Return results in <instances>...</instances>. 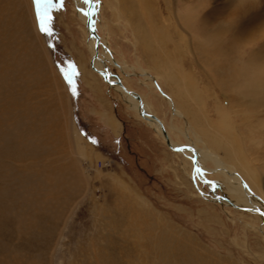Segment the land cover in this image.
Wrapping results in <instances>:
<instances>
[{
    "label": "rangeland",
    "instance_id": "rangeland-1",
    "mask_svg": "<svg viewBox=\"0 0 264 264\" xmlns=\"http://www.w3.org/2000/svg\"><path fill=\"white\" fill-rule=\"evenodd\" d=\"M75 1L41 0L38 7L36 0H0V264H264L261 217L222 205L207 184L198 190L188 175L191 161L188 168L95 72L91 36ZM203 1L214 14L211 24L227 26L235 0ZM135 2L99 0L97 32L108 31L113 59L174 79L158 85L194 97L196 103L188 102L204 125L221 124L218 108L229 115L234 149L209 146L214 137L202 149L234 171L247 160L255 179L248 188L264 198V111L247 106L255 99L250 90L264 99V82L223 90L216 73L223 54L214 45L226 41L225 52L254 58L242 70L263 73L264 0H254L247 22L215 38H202L195 26L189 34L175 28L163 0ZM45 12L51 35L41 30ZM107 65L134 95L153 100L159 115L153 113L172 122L162 96L149 95L135 73L126 78ZM82 67L97 76L98 88ZM104 112L112 115L105 119ZM107 118L117 119L121 131ZM85 147L88 157H77ZM216 194L228 192L221 186Z\"/></svg>",
    "mask_w": 264,
    "mask_h": 264
},
{
    "label": "bare ground",
    "instance_id": "bare-ground-1",
    "mask_svg": "<svg viewBox=\"0 0 264 264\" xmlns=\"http://www.w3.org/2000/svg\"><path fill=\"white\" fill-rule=\"evenodd\" d=\"M141 1L142 3H144V0H136L138 4ZM255 1L258 2V0ZM75 2L77 3L79 9L78 16L84 22V24L87 25L88 20L89 19L92 20V23L90 25L91 27L88 28L89 35L91 36L89 40V48L92 57L94 58L95 72L98 73L99 77L102 78L108 85L111 84L112 88L118 91L123 96L124 100L126 99L125 103L128 105L129 109L133 111L135 114H137L139 118L145 121L147 126L153 129L155 131V134H157L158 137L163 139V141L167 143L169 147L177 151L176 154L185 157V159L187 160L188 168H189V160L191 161L192 166H190V173H188V175H190L189 177H192L196 180L195 184L198 190L202 191L201 184H203V186L207 184L212 187L213 196H215L218 202L221 203L222 205L230 206L241 211L252 213L254 215H259L261 219L264 221V198L256 196V194H253V192L248 188V185L253 184L254 186L255 183V179L252 175L253 172H252L251 164L248 163L247 160L245 161L247 164H239L240 162H236L237 158L234 159L226 158L231 163L236 164V166L237 164L240 165L241 167L240 170L237 167V171H234L229 169L225 164H222V162L216 156L212 155L211 153H207V152L205 153V151L202 149V147L205 144L204 140L205 139L207 140L208 137H214L212 138L211 141H208V145L216 148L217 150L226 147L229 149H234L233 145L229 146L231 131L230 128L228 127V119L230 116L229 115L225 116V114L221 113L220 109L218 108L217 113L222 118L221 124L217 125L218 127H216V129L213 126L207 124L204 125L203 122H201L200 120L199 113L197 112L198 110L195 108L196 106L193 107V105H191L188 102V100L190 99L194 103H196V99H194V97L189 96V93L188 96L185 93H184L185 95L176 94L173 89H171L172 94H170L168 92H165L166 89L163 90L159 86L161 83L158 85V82L160 80H162V83L163 81L166 83L168 80L169 82L172 81V84H174L175 83L174 79L166 78L159 74L153 75L147 69L142 68L137 64L131 65L129 63H126L123 58L119 60L117 59L118 61L116 62V60L113 59L115 58V56L111 54L113 49L110 46L108 31H105V33H103L102 36H100L99 33L97 32V24L99 20V17L97 16V8H98L99 0H88V1L76 0ZM253 3H255L254 0H235V2H233L229 6L230 8L228 9L231 10L230 17L228 20V25L223 26L222 28L219 25H216L217 23L211 24L213 20L212 17H214V14L211 12V10L207 11L209 6L203 0H201L200 2H196V1L189 2V0H175L174 3L171 2L170 0H163V3L161 5L164 9V12L171 13L170 20L178 24L175 26V28L178 29L180 28L189 34V28L191 27V29L193 30V26H195L198 29L200 35H202V38H206V36H211L215 38L217 36H220L224 32L223 30H227L228 33L236 30L238 26L237 24L239 22L241 23V21L245 20L246 18L249 17L251 18V16L254 14L252 10L254 8ZM111 8L114 10L118 18V21H121L122 26H126L127 24L125 25L123 19L124 15L121 14L122 10L121 11L119 10L116 3L112 4ZM163 9L161 10L163 11ZM232 11H235V13H232ZM182 21L186 26V30H184L183 28ZM245 22L247 21L245 20ZM92 31H94L97 35L93 34ZM183 39L186 40V38L184 37ZM225 42L224 41L223 43L214 42V45L217 46L219 50L217 56L223 54L222 63L220 64L218 63L219 65L217 64V68H216L217 70L216 73L220 74V80L218 81L220 87L223 90H228L233 92V91H237V89H239L240 86H242L243 84L245 85L247 83L254 85L253 87H257L255 79L264 82V74H263L264 72L262 73L261 71H256V73H253V76H251V74L249 73L252 72H246V70H242V68L244 67V64L242 65L243 67L241 66L242 62L245 63V66H247L248 69V66L250 64L251 65L255 64L254 58H252L251 56H248L246 59L242 58L241 56H239L240 57L239 58L238 56L234 55L236 52V50L234 49H231L229 53L225 52V50L222 49V45L225 46L226 44ZM236 42H238V39H236ZM236 42L234 40L235 45ZM99 46H101V49H99ZM214 55H216V53ZM214 55L212 53L213 57H215ZM108 63L118 67L120 73H122V75L125 76L126 78H131L132 75L135 73V77L140 83L139 85L148 89V91L150 92L149 95L158 94L159 96H162L165 99V103L167 104L168 109L171 113L172 122L167 123L163 119L157 116L159 115V113H157V108H156L157 106L154 105L153 100L151 101L147 99L145 96L144 98L143 97L139 98L136 95H134L131 92V89L127 88L126 85L123 84L124 78L121 80L119 77L114 76L110 72L107 65ZM81 69L84 72L85 76L88 77L89 80L91 81L90 85L95 86L94 87L95 89L98 88L96 86L99 83L97 76L93 72L88 70L86 67L84 68L82 67ZM212 76L214 77L213 74ZM215 79L217 78L214 77V81ZM260 87H264V86H260ZM250 91L253 93L252 97H255V99L249 102V104L247 105L249 107L248 109L250 110L253 109L254 111L263 112L264 99L261 96L256 95L257 92L256 89ZM186 102H188V104ZM152 110H154L157 113V115L153 113ZM141 113L146 114L147 116H142ZM109 115H112V113H105V112L103 113L105 119ZM206 116L207 115L204 114L205 119ZM106 122L116 132L121 131V127L117 119L107 118ZM201 123L204 126H201L200 125ZM195 126L201 133L195 131L194 129ZM181 139H183V141ZM88 153L89 151L86 148L77 151L76 155L77 157L86 158L88 157ZM232 154H235V151L232 150ZM193 164L196 168L195 170L193 169L194 167ZM209 166H212V168H210ZM192 169L194 170V173L192 172ZM208 172H217L218 175L216 176L212 174L216 176L213 177L212 175H209L210 173L208 174ZM243 174H246V179L248 180V182L243 177ZM207 176H211L212 179L218 178L216 179V181L218 180L217 181L218 183L213 180L208 181ZM241 177H243V179ZM221 186L224 189H226L230 197L227 194H224V196L216 194V190ZM260 230L264 233V228L261 227Z\"/></svg>",
    "mask_w": 264,
    "mask_h": 264
},
{
    "label": "snow or ice",
    "instance_id": "snow-or-ice-1",
    "mask_svg": "<svg viewBox=\"0 0 264 264\" xmlns=\"http://www.w3.org/2000/svg\"><path fill=\"white\" fill-rule=\"evenodd\" d=\"M37 6L39 7L41 0H36ZM50 20V17H47L46 12L41 16V30L47 32L51 35V30L46 26L47 21ZM71 82V81H70Z\"/></svg>",
    "mask_w": 264,
    "mask_h": 264
},
{
    "label": "water",
    "instance_id": "water-1",
    "mask_svg": "<svg viewBox=\"0 0 264 264\" xmlns=\"http://www.w3.org/2000/svg\"><path fill=\"white\" fill-rule=\"evenodd\" d=\"M91 23H92V20H91V19H89V20H88V22H87V26H88V28H90V27H91V26H90V25H91ZM92 33H93V34H96L94 31H92ZM96 35H97V34H96ZM141 115H142V116H147L146 114H143V113H141Z\"/></svg>",
    "mask_w": 264,
    "mask_h": 264
},
{
    "label": "crops",
    "instance_id": "crops-1",
    "mask_svg": "<svg viewBox=\"0 0 264 264\" xmlns=\"http://www.w3.org/2000/svg\"><path fill=\"white\" fill-rule=\"evenodd\" d=\"M92 92V91H91ZM102 108H104L103 106H102Z\"/></svg>",
    "mask_w": 264,
    "mask_h": 264
}]
</instances>
